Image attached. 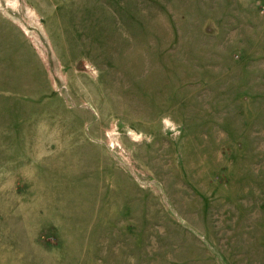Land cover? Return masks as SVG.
Returning <instances> with one entry per match:
<instances>
[{"label": "rangeland", "instance_id": "374dc122", "mask_svg": "<svg viewBox=\"0 0 264 264\" xmlns=\"http://www.w3.org/2000/svg\"><path fill=\"white\" fill-rule=\"evenodd\" d=\"M0 264H264V0H0Z\"/></svg>", "mask_w": 264, "mask_h": 264}]
</instances>
